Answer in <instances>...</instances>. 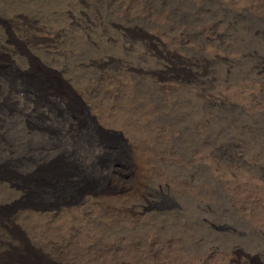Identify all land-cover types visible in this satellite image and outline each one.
<instances>
[{"label": "rangeland", "instance_id": "1", "mask_svg": "<svg viewBox=\"0 0 264 264\" xmlns=\"http://www.w3.org/2000/svg\"><path fill=\"white\" fill-rule=\"evenodd\" d=\"M0 73V264H264V0H0Z\"/></svg>", "mask_w": 264, "mask_h": 264}, {"label": "bare ground", "instance_id": "2", "mask_svg": "<svg viewBox=\"0 0 264 264\" xmlns=\"http://www.w3.org/2000/svg\"><path fill=\"white\" fill-rule=\"evenodd\" d=\"M262 17V16H261ZM263 18V17H262ZM237 20V19H236ZM260 20V19H259ZM229 23V22H228ZM235 28V27H234ZM262 32V31H261ZM255 33V32H254ZM251 35V34H250ZM255 42V41H254ZM261 43V42H260ZM246 46V45H245ZM261 47V46H260ZM240 49V48H239ZM258 49V48H257ZM253 51V50H252ZM243 52V51H242ZM252 55V54H251ZM248 57V55H247ZM262 57V55H261ZM244 62V61H243ZM256 62V61H255ZM235 69V68H234ZM234 71V70H233ZM239 71V70H238ZM237 72V71H236ZM3 73V72H2ZM0 73V74H2ZM5 76H7V74L4 73ZM3 75V76H4ZM6 78V77H5ZM8 78V77H7ZM6 78V79H7ZM233 78V77H232ZM14 82V81H13ZM33 85H35L34 83H32ZM27 87V86H26ZM29 87V86H28ZM28 89V88H27ZM33 89V88H32ZM25 90V89H24ZM26 91V90H25ZM51 93L52 96L55 98V100H60L62 99V97L67 93H64L63 91L59 90L56 87H52L51 88ZM27 92V91H26ZM25 93L26 96H28V93ZM44 98V97H43ZM40 101H44L47 104V110L49 112H51L53 114V116L57 115L60 118V110H57L58 107H56L55 105V101H52L50 99H40ZM257 104V103H256ZM260 106V105H259ZM257 113V112H256ZM232 115V114H231ZM213 117V116H212ZM233 117V116H232ZM210 118V117H209ZM201 119V118H200ZM222 119V118H221ZM228 120V118H226ZM65 120V119H64ZM204 120V119H203ZM210 120V119H209ZM195 121V120H194ZM211 121V120H210ZM66 122V121H65ZM222 122V121H221ZM252 122V121H251ZM239 124V123H238ZM241 124V123H240ZM248 124V123H247ZM189 125V124H188ZM64 126V125H63ZM227 126V125H226ZM241 126V125H240ZM254 128V127H253ZM258 128V127H257ZM232 130V129H231ZM243 130V129H242ZM245 130V129H244ZM193 131V130H192ZM197 132V131H196ZM206 133V132H205ZM256 133V132H255ZM188 134V133H187ZM255 135V134H254ZM258 136V135H257ZM197 139V138H196ZM213 139V138H212ZM223 139V138H222ZM240 140H242L240 138ZM231 145V144H230ZM261 146V145H260ZM142 147V146H141ZM141 147H135V149L133 150L132 153V159L130 161L127 162H122V164H120L119 167H115V166H110V168L108 169L109 171L107 172L109 174V178L110 181L113 185V191L110 192L108 195L106 196H97L94 198V200L96 201H100V202H105V203H109L110 200H114V199H119V200H123L126 199L128 197H141L144 196L146 194V191L148 189V182H149V177L151 176L150 174V170H151V153L148 152L149 148L146 149H142ZM183 147V146H182ZM186 147V146H185ZM233 147V146H232ZM214 150V149H213ZM185 151V150H184ZM248 152V151H247ZM235 153V152H234ZM244 153V152H243ZM253 154V152H252ZM220 155V154H219ZM247 155V154H246ZM251 155V154H250ZM249 155V156H250ZM256 157V156H255ZM244 160V159H243ZM242 160V161H243ZM264 160V159H263ZM258 166V165H256ZM260 166V164H259ZM249 167V166H248ZM262 167V166H261ZM255 168V167H254ZM257 169V168H256ZM262 170V169H261ZM264 171V169L262 170ZM258 175V174H257ZM260 175V174H259ZM258 175V176H259ZM257 176V177H258ZM260 177V176H259ZM262 178V176H261ZM264 181V178H262ZM207 182V181H206ZM237 182V181H236ZM204 183V182H203ZM208 183V182H207ZM240 183V182H239ZM251 183V182H250ZM255 182H253L252 184H254ZM247 184V183H246ZM260 184V183H259ZM263 184V183H262ZM234 185V183L232 184V186ZM231 186V185H230ZM237 186V185H235ZM234 186V188H235ZM241 186V185H240ZM243 187V185H242ZM241 187V188H242ZM263 187V186H262ZM239 188V186L237 187ZM236 188V189H237ZM260 188V187H259ZM235 189V190H236ZM261 189V188H260ZM259 189V190H260ZM233 190V191H235ZM255 190H257L255 188ZM229 191V190H227ZM241 191V189H240ZM210 192V191H209ZM236 192V191H235ZM259 192V191H258ZM224 194V193H223ZM237 194V193H236ZM264 194V193H263ZM225 195V194H224ZM231 195V193H230ZM238 195V194H237ZM242 196V194H240ZM261 195V194H260ZM217 196V195H216ZM232 196V195H231ZM219 197V196H218ZM234 197V196H233ZM247 198H249L247 200V202L249 204H257L258 206H260V210L258 211V214L256 216V220L258 222H256V224H260V226L263 224L264 225V202L262 203L261 199H257L256 196H248ZM236 199V198H235ZM242 199V197H241ZM224 200V198H223ZM240 200V199H239ZM235 201V200H234ZM225 202V201H224ZM238 202V201H236ZM243 202V201H242ZM241 202V203H242ZM209 203V202H207ZM221 203V202H220ZM247 203V204H248ZM205 204V202H204ZM213 204V203H212ZM246 204V205H247ZM199 205V204H198ZM230 205V204H229ZM204 206V205H203ZM211 206V205H210ZM228 206V205H227ZM255 207V206H254ZM242 208V207H241ZM252 208V207H251ZM251 210V209H250ZM255 210V209H254ZM253 210V211H254ZM199 211V210H198ZM241 211V210H240ZM252 212V211H251ZM255 212V211H254ZM246 214V213H245ZM253 214V212H252ZM247 216V215H246ZM254 216V215H253ZM189 218V217H188ZM253 220V219H252ZM255 220V221H256ZM259 226V225H257ZM263 227V226H261ZM259 229V228H258ZM224 231V230H223ZM240 231V230H239ZM177 236V235H176ZM246 236V235H245ZM220 240V239H219ZM197 242V241H196ZM263 242V241H262ZM227 247V246H226ZM224 248V247H223ZM204 249V248H203ZM208 250V249H207ZM230 253V252H229ZM214 255V254H213ZM226 256V255H225ZM199 257V256H198ZM222 257V256H221ZM220 257V258H221ZM224 257V256H223ZM225 261V260H224ZM200 263V262H199Z\"/></svg>", "mask_w": 264, "mask_h": 264}]
</instances>
